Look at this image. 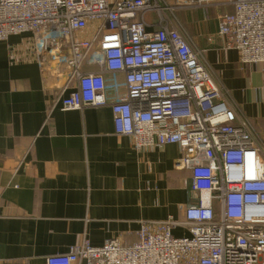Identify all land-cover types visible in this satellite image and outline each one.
Returning <instances> with one entry per match:
<instances>
[{
    "label": "built area",
    "instance_id": "obj_1",
    "mask_svg": "<svg viewBox=\"0 0 264 264\" xmlns=\"http://www.w3.org/2000/svg\"><path fill=\"white\" fill-rule=\"evenodd\" d=\"M0 0V42L31 34L37 53L73 69L53 108L111 107L115 133L137 150L177 145L198 203L184 220L142 224L124 246L89 241L47 264H264V144L239 116L179 9L232 7L218 35L244 65L264 63V0ZM93 26L91 39L81 36ZM124 75L126 95L109 102L107 74ZM52 108V109H53ZM184 228L188 235L176 237Z\"/></svg>",
    "mask_w": 264,
    "mask_h": 264
},
{
    "label": "crops",
    "instance_id": "obj_2",
    "mask_svg": "<svg viewBox=\"0 0 264 264\" xmlns=\"http://www.w3.org/2000/svg\"><path fill=\"white\" fill-rule=\"evenodd\" d=\"M178 12L226 97L264 144V63L242 64L218 35L219 16L233 8ZM94 31L90 26L81 37ZM72 76L62 58L36 52L31 34L0 42V264H47L84 241L132 246L145 222L183 221L185 209L198 203L177 145L135 149L116 135L109 106L52 107ZM106 83L110 103L125 97L124 75L107 74Z\"/></svg>",
    "mask_w": 264,
    "mask_h": 264
},
{
    "label": "rangeland",
    "instance_id": "obj_3",
    "mask_svg": "<svg viewBox=\"0 0 264 264\" xmlns=\"http://www.w3.org/2000/svg\"><path fill=\"white\" fill-rule=\"evenodd\" d=\"M166 2H167V4L169 5V6H174V2H173V0H166ZM175 16H176V18L180 21V22H182V19H183V14H182V12H178L177 14L175 13ZM262 141L261 140V138H260V135H259V139H258V141ZM259 141V142H260ZM263 142V141H262ZM261 144V143H260Z\"/></svg>",
    "mask_w": 264,
    "mask_h": 264
}]
</instances>
